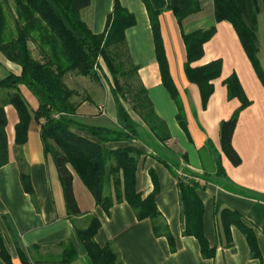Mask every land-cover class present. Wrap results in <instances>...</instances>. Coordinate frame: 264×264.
Wrapping results in <instances>:
<instances>
[{
	"label": "crops",
	"instance_id": "crops-1",
	"mask_svg": "<svg viewBox=\"0 0 264 264\" xmlns=\"http://www.w3.org/2000/svg\"><path fill=\"white\" fill-rule=\"evenodd\" d=\"M148 1L160 12L168 77L177 101L164 85L142 0H91L80 11V17L97 35L106 32L108 18L115 13L117 4L135 18L136 24L125 31L123 47L134 69L137 88L147 96L151 111L145 110L138 97L128 107L123 104L136 126V137L101 144L111 152L132 148L140 153L135 190L144 200L156 187L157 223L168 229L174 250L164 234H155L150 218L139 220L127 201H117L113 179L104 189L105 195L113 199V206L106 212L69 166L73 193L81 211V215L71 216L57 166L52 155L45 151L40 122L32 121L25 143L17 145L19 116L7 103L10 91L0 88V106L4 105L7 118L9 156L7 164L0 168V241L11 264H24L23 257L31 264H63L59 262L63 244H70L77 256L69 264H93L77 233L88 227L91 217L100 222L95 242L101 248L109 246L117 255L118 264H264V86L232 24L216 21L214 0H199L202 10L187 17L182 30L190 34L215 29L203 45L201 58L191 64L193 68L220 64L219 76L210 81L213 92L204 100L199 85L186 74L187 52L182 30L168 0ZM1 57L0 79L21 75L19 65ZM258 59L264 71V46L259 45ZM78 77L83 79L75 73L65 78L66 85L75 92L72 102L77 105L71 130L97 142L82 127L120 129L117 104L113 92L101 79L97 85L82 87L81 91L73 86L76 80L72 82ZM231 77H235L237 86L230 97L226 81ZM19 91L30 111L36 112L39 101L33 93L25 85H20ZM82 94L85 98L80 101ZM99 105L105 106L104 116L97 113ZM179 115L184 118L186 131L179 124ZM234 116L237 124L232 147L240 159L238 165L223 153L220 137L221 123ZM21 175L29 178L31 193L25 191ZM120 182L122 191V175ZM180 182L198 185L203 233L209 248L214 249L211 258L202 256L194 236L184 234L187 217ZM225 210L237 212L242 225L255 235L257 255L236 224L229 223L226 228ZM0 264L7 263L0 257Z\"/></svg>",
	"mask_w": 264,
	"mask_h": 264
},
{
	"label": "trees",
	"instance_id": "trees-1",
	"mask_svg": "<svg viewBox=\"0 0 264 264\" xmlns=\"http://www.w3.org/2000/svg\"><path fill=\"white\" fill-rule=\"evenodd\" d=\"M146 5L151 29L153 32L157 60L160 65L164 85L177 101L176 93L168 77V67L159 26V11L154 10L148 0H142ZM91 0H0V53L10 62L22 68L20 76L8 75L0 79V88L10 91L7 103L12 105L19 116L16 125V144L22 145L27 139V133L32 121L40 122L41 135L45 151L50 153L57 166L63 186L67 211L71 216L81 215L73 193V175L71 166L80 176L85 186L93 194L95 201L104 211L113 206L111 196H106L105 186L114 180L117 201L125 200L135 211L139 220L150 218L155 234H164L174 250V241L168 229L158 225L159 212L155 203L157 189L144 200L135 190V174L139 152L132 148L106 150L101 143L109 141H124L136 137V126L123 106L119 91L113 90L117 104L121 128L118 130L101 127H82L90 133L97 142L88 140L73 132L77 105L72 102L75 94L65 83V76L76 73L79 76L91 77L100 81L98 70L103 71L100 58L106 63L118 84L114 62L107 50L124 46L125 31L136 24L135 18L118 4L115 13L107 21L104 34H93L82 21L80 11L90 5ZM7 6L11 7L14 27H9ZM168 7L173 11L182 30L184 20L202 10L199 0H168ZM264 10V0H214V15L217 22L227 21L234 27L245 53L251 61L260 81L264 86V71L259 59V42L257 38L258 15ZM215 29L195 31L182 37L187 52L185 67L188 78L197 83L204 100L213 92L210 81L220 74V64L213 63L204 67L193 68L191 64L199 60L203 54V45L214 35ZM29 43L37 47V55H33ZM229 96L237 86L235 77L226 81ZM25 85L39 101V109L31 112L29 106L19 91V86ZM120 90V88H119ZM138 101L150 112V103L141 93ZM145 111V112H146ZM142 115V114H141ZM178 121L183 130L186 124L183 116ZM237 124L236 116L221 123L220 137L223 153L238 165L240 159L232 147V137ZM7 118L4 105L0 106V168L7 164L8 141L5 128ZM22 167V163H21ZM122 175L123 189L120 177ZM21 181L26 192L31 193L29 178L21 175ZM197 184L191 186L179 183L181 200L185 209L187 224L184 234L194 236L201 248L204 258H211L214 249L209 248L202 228V203L196 193ZM225 218L229 223L236 224L245 234L251 251L258 254L255 235L246 229L240 215L235 211L225 210ZM100 228L96 217H91L86 229L77 230L93 264H118L117 255L109 246L101 248L94 237ZM59 262L69 264L76 259L74 248L63 244ZM0 257L11 264L10 257L0 241ZM23 257V256H22ZM24 264H31L22 258Z\"/></svg>",
	"mask_w": 264,
	"mask_h": 264
},
{
	"label": "rangeland",
	"instance_id": "rangeland-1",
	"mask_svg": "<svg viewBox=\"0 0 264 264\" xmlns=\"http://www.w3.org/2000/svg\"><path fill=\"white\" fill-rule=\"evenodd\" d=\"M7 13H8L9 27L13 28L14 27V18L12 16L11 7L7 6ZM257 26H258V28H257L258 42H259V45H261L263 47L264 46V10H261L259 15H258ZM29 46L33 52V55L35 57H38L37 47L32 43H29ZM107 52L114 62V66H115V70H116V77L118 79V84L115 83V79H114L112 73L109 71L106 63L103 61L102 58H100L99 61L102 65L103 71L101 72V70H98L97 72L100 76V79H101L103 85L107 86L111 91L117 89L119 91L118 93H119V97H120L122 104H125V106L128 107V105L129 106L131 105V102H132V100L135 99V97L141 96V92L137 88L136 79L134 77V69L132 67L131 62H129V60H128L129 56L127 55V51L123 46H118L115 48H109L107 50ZM0 57L3 60H7L1 53H0ZM69 74H67V75H69ZM66 76H65V78H66ZM81 77H83V79L78 77L72 81V82H74L76 80L75 81L76 83H73V84H75L73 86L76 87L78 90L80 89L81 91L83 90L82 87H87V89H88L91 87V85H97V83L99 82V81H96L95 79H93L91 77H85V78H84V76H81ZM119 88H120V90H119ZM135 91L137 92V95L134 94ZM82 96L83 97L79 99L80 101H81V99L85 98L84 94H82ZM99 106L97 107V113H98V115L104 116L106 114V109L104 108L105 106L101 105L102 109H99ZM131 108H132V106H131Z\"/></svg>",
	"mask_w": 264,
	"mask_h": 264
},
{
	"label": "built area",
	"instance_id": "built-area-1",
	"mask_svg": "<svg viewBox=\"0 0 264 264\" xmlns=\"http://www.w3.org/2000/svg\"><path fill=\"white\" fill-rule=\"evenodd\" d=\"M99 109H102V106H99Z\"/></svg>",
	"mask_w": 264,
	"mask_h": 264
}]
</instances>
